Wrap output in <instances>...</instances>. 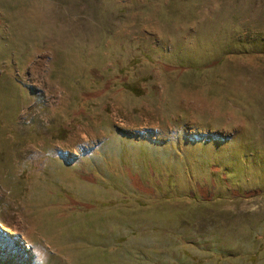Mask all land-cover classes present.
Instances as JSON below:
<instances>
[{
  "label": "rangeland",
  "instance_id": "374dc122",
  "mask_svg": "<svg viewBox=\"0 0 264 264\" xmlns=\"http://www.w3.org/2000/svg\"><path fill=\"white\" fill-rule=\"evenodd\" d=\"M195 1L0 0V264H197L261 232L264 0Z\"/></svg>",
  "mask_w": 264,
  "mask_h": 264
},
{
  "label": "trees",
  "instance_id": "16d2710c",
  "mask_svg": "<svg viewBox=\"0 0 264 264\" xmlns=\"http://www.w3.org/2000/svg\"><path fill=\"white\" fill-rule=\"evenodd\" d=\"M195 2V0H168L165 10H169V13H163L162 18L169 22L175 21L177 19H191L196 11L194 9ZM183 7L188 9L186 13L183 12ZM122 87L132 95L140 96L143 94V90L139 89V87H137L135 84H123ZM204 203L206 202L199 201L197 205H203ZM188 210L189 208H183L177 212L179 217L176 215L175 217L167 216L159 222L161 224L166 222L172 224L177 222V220L185 219V221L192 225L194 224V220L188 218L185 214L188 213ZM163 211L166 210H157V212L160 214H163ZM205 236L208 237L209 240L207 242L205 241L204 243L202 242L203 245H201L200 248H203L205 251L209 252V255L206 258L200 259L197 264H255L257 253L253 251V247L257 243L259 245V249L264 246V222L262 223V230L258 235L250 234L247 238L237 237L234 240V243L229 242L223 235L209 234ZM144 238L145 241H148L146 236ZM166 238L167 240L169 239L168 242L173 244V246L176 248L174 254L178 258L180 257V252H182L180 245L183 242L187 241L188 245L194 247V242H190V237L188 236L183 237L178 234H170L167 235ZM225 240L229 244H227ZM133 260V255L129 254L128 261Z\"/></svg>",
  "mask_w": 264,
  "mask_h": 264
},
{
  "label": "bare ground",
  "instance_id": "6f19581e",
  "mask_svg": "<svg viewBox=\"0 0 264 264\" xmlns=\"http://www.w3.org/2000/svg\"><path fill=\"white\" fill-rule=\"evenodd\" d=\"M34 224H35L34 221H29V220L26 221V225L28 226L29 231H31V233L29 232L31 235L33 234V232H35V230H34V228H35V227H34ZM35 234H37V233H34V235H35ZM27 235H28V234H27ZM27 239H28V238H27Z\"/></svg>",
  "mask_w": 264,
  "mask_h": 264
}]
</instances>
